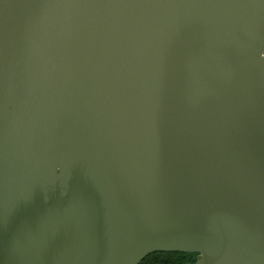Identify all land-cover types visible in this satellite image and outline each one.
I'll return each instance as SVG.
<instances>
[{"label":"water","instance_id":"obj_1","mask_svg":"<svg viewBox=\"0 0 264 264\" xmlns=\"http://www.w3.org/2000/svg\"><path fill=\"white\" fill-rule=\"evenodd\" d=\"M264 264V0H0V264Z\"/></svg>","mask_w":264,"mask_h":264},{"label":"trees","instance_id":"obj_2","mask_svg":"<svg viewBox=\"0 0 264 264\" xmlns=\"http://www.w3.org/2000/svg\"><path fill=\"white\" fill-rule=\"evenodd\" d=\"M197 254L157 252L146 257L140 264H196Z\"/></svg>","mask_w":264,"mask_h":264},{"label":"snow or ice","instance_id":"obj_3","mask_svg":"<svg viewBox=\"0 0 264 264\" xmlns=\"http://www.w3.org/2000/svg\"><path fill=\"white\" fill-rule=\"evenodd\" d=\"M201 264H202V262H201Z\"/></svg>","mask_w":264,"mask_h":264}]
</instances>
